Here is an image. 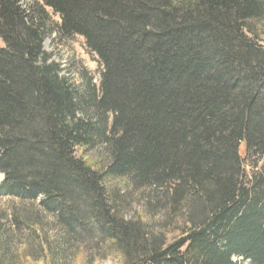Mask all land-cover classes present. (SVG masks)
<instances>
[{
  "label": "trees",
  "instance_id": "obj_1",
  "mask_svg": "<svg viewBox=\"0 0 264 264\" xmlns=\"http://www.w3.org/2000/svg\"><path fill=\"white\" fill-rule=\"evenodd\" d=\"M263 33L264 0H0V195L51 216L17 212L0 264H264ZM52 34L84 39L97 87ZM97 142L101 168L75 154Z\"/></svg>",
  "mask_w": 264,
  "mask_h": 264
},
{
  "label": "rangeland",
  "instance_id": "obj_2",
  "mask_svg": "<svg viewBox=\"0 0 264 264\" xmlns=\"http://www.w3.org/2000/svg\"><path fill=\"white\" fill-rule=\"evenodd\" d=\"M30 1H41V0H23V3H28ZM52 18L55 21H59L57 16ZM259 44L264 48V33L259 34ZM44 52L51 55V61L57 63L60 66V75L66 78L69 83L78 87L81 85L82 77L91 78L92 82L95 83L96 87L99 85L101 73L103 67L98 61L95 54L91 53L84 42V39L79 36H73L69 38H60L57 34H52L50 37L46 38L43 43ZM111 123V118H108V127ZM77 157H82L84 160L88 161L95 168H101L103 164L108 160L107 150L101 143L97 142L87 148H78L75 150ZM259 163L258 167H260ZM246 171L250 176L253 171L251 168L247 167ZM1 179V177H0ZM118 186L121 190L132 191L131 187H125L122 183ZM145 201L140 200L139 197L134 193L131 205L126 209V218H134L135 220L144 219L146 215ZM22 208H32L33 213H36L42 217L43 222H49L51 216L39 213L38 201L32 203H23L20 199L0 195V235L3 233L10 234L13 241L16 242L18 247L19 243L23 241L26 235V230L23 226H18L14 222V216L17 212H20ZM50 240H53V234L49 232ZM46 246V244H45ZM21 247L19 249L21 250ZM15 249V246H13ZM33 262H27L26 264H40L36 260L31 259ZM233 261L237 264H252L248 260H243L241 258L234 257ZM48 262V261H47ZM80 264H120L117 259L113 257L96 259L84 261L82 260Z\"/></svg>",
  "mask_w": 264,
  "mask_h": 264
}]
</instances>
